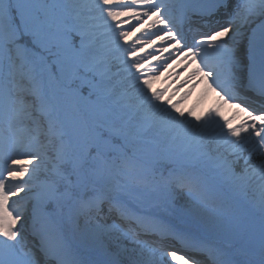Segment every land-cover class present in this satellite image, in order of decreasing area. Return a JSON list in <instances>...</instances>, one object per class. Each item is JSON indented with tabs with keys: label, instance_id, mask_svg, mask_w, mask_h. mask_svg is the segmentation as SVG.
I'll use <instances>...</instances> for the list:
<instances>
[{
	"label": "snow or ice",
	"instance_id": "snow-or-ice-1",
	"mask_svg": "<svg viewBox=\"0 0 264 264\" xmlns=\"http://www.w3.org/2000/svg\"><path fill=\"white\" fill-rule=\"evenodd\" d=\"M0 264H264V0H0Z\"/></svg>",
	"mask_w": 264,
	"mask_h": 264
},
{
	"label": "bare ground",
	"instance_id": "bare-ground-1",
	"mask_svg": "<svg viewBox=\"0 0 264 264\" xmlns=\"http://www.w3.org/2000/svg\"><path fill=\"white\" fill-rule=\"evenodd\" d=\"M187 73L181 74V79L186 75ZM165 86V82L163 80V77H161V80L157 81L153 87L154 88H162ZM187 87V86H186ZM204 85H198L192 92L191 96H189L185 101L182 102L179 106L182 108V110L187 111L190 108H195V111L199 115H203L205 112H207L209 109L216 108L219 102V98L215 93H208L207 95H204L202 98ZM184 89H181V92H183ZM180 93H177L176 97L173 99L176 100L179 98ZM235 113V109L230 108L227 105H221L220 106V114L223 119H229L233 117V114ZM242 114H236L235 120L238 121L241 118ZM234 122V121H233ZM235 123V122H234Z\"/></svg>",
	"mask_w": 264,
	"mask_h": 264
},
{
	"label": "rangeland",
	"instance_id": "rangeland-1",
	"mask_svg": "<svg viewBox=\"0 0 264 264\" xmlns=\"http://www.w3.org/2000/svg\"><path fill=\"white\" fill-rule=\"evenodd\" d=\"M234 122H237L236 120Z\"/></svg>",
	"mask_w": 264,
	"mask_h": 264
}]
</instances>
